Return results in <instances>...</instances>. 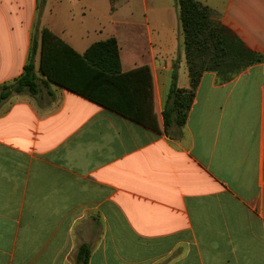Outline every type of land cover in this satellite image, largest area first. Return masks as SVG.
Here are the masks:
<instances>
[{
	"label": "crops",
	"instance_id": "0c3cea01",
	"mask_svg": "<svg viewBox=\"0 0 264 264\" xmlns=\"http://www.w3.org/2000/svg\"><path fill=\"white\" fill-rule=\"evenodd\" d=\"M102 1L46 0L41 29L81 55L115 37L123 72L149 68L155 127L48 81L39 47V93L0 103V264H77L83 245L89 264H264V62L206 72L167 135L176 66L190 88L176 0ZM196 1L264 56V0ZM37 4L0 0V88L24 73Z\"/></svg>",
	"mask_w": 264,
	"mask_h": 264
},
{
	"label": "trees",
	"instance_id": "16d2710c",
	"mask_svg": "<svg viewBox=\"0 0 264 264\" xmlns=\"http://www.w3.org/2000/svg\"><path fill=\"white\" fill-rule=\"evenodd\" d=\"M176 4L184 36L190 88L178 87L176 66L162 112L167 135H171L173 128L183 129L186 126L197 89L206 72L216 73L220 83H227L250 66L264 62V56L249 49L209 6L196 0H176ZM45 5L46 0H38L32 46L24 73L14 83L0 88V103L14 93L28 92L34 96L39 93L34 60L40 47L39 71L48 81L153 129L148 94L149 68L123 72L115 37L94 43L84 55L77 53L52 30L47 27L41 29ZM90 254L88 246H81L77 264H89Z\"/></svg>",
	"mask_w": 264,
	"mask_h": 264
},
{
	"label": "rangeland",
	"instance_id": "374dc122",
	"mask_svg": "<svg viewBox=\"0 0 264 264\" xmlns=\"http://www.w3.org/2000/svg\"><path fill=\"white\" fill-rule=\"evenodd\" d=\"M101 4L103 3L102 0H100ZM113 3H115V0H112ZM74 10H76V12H79V10L82 8V4L80 5H76L75 7H73ZM140 17H141V14H140Z\"/></svg>",
	"mask_w": 264,
	"mask_h": 264
}]
</instances>
